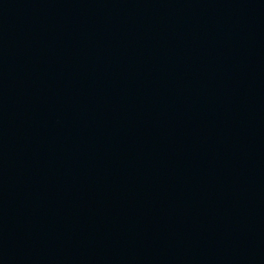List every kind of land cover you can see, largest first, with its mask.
<instances>
[{"label":"water","instance_id":"95a60500","mask_svg":"<svg viewBox=\"0 0 264 264\" xmlns=\"http://www.w3.org/2000/svg\"><path fill=\"white\" fill-rule=\"evenodd\" d=\"M0 264H264V0H0Z\"/></svg>","mask_w":264,"mask_h":264}]
</instances>
